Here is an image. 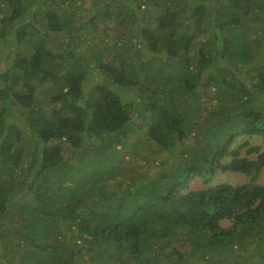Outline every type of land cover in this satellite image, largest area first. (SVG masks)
<instances>
[{
  "label": "trees",
  "instance_id": "1",
  "mask_svg": "<svg viewBox=\"0 0 264 264\" xmlns=\"http://www.w3.org/2000/svg\"><path fill=\"white\" fill-rule=\"evenodd\" d=\"M67 1L0 0V264H264V0Z\"/></svg>",
  "mask_w": 264,
  "mask_h": 264
},
{
  "label": "rangeland",
  "instance_id": "2",
  "mask_svg": "<svg viewBox=\"0 0 264 264\" xmlns=\"http://www.w3.org/2000/svg\"><path fill=\"white\" fill-rule=\"evenodd\" d=\"M68 3H69V1H67L65 4L67 9H74V7H76L79 10L84 11L86 9L85 7L90 3V0H73L70 3L71 5H68ZM62 33H64V31ZM74 38L76 40V44H78V40L76 38V35ZM6 42L7 43L3 44L2 48H1L0 57L4 56L3 54L5 53V51L14 45L12 41H6ZM80 49L87 51L88 47L87 46L83 47L82 45H80ZM143 56H144V59L151 58L150 54H148L147 52H145L143 54ZM132 92L135 94L137 91L133 89ZM217 102H218L217 99L213 98L212 102H210V104H216ZM134 106L135 105L133 104L131 109ZM143 118H144V116L141 113H139L138 111L133 112L132 120H131L132 129L130 131V138H129L130 140L128 142V145L126 146L127 149L126 150H120L121 153L118 155L121 156V162H123L121 165L125 166V165H129V164H134L139 169L141 168L139 172H148L151 175V174H153L152 173L153 171H155L157 168L161 167L159 161L161 160V158L164 155H162L161 152L154 151L153 143L147 138L144 139V137H146V134H147L146 130L148 127V123L147 122L143 123V121H144ZM138 139H140L142 142H140V144L136 145L137 146V148H136L135 143L137 142ZM118 147H121V145H118ZM75 150H76L75 147L71 145V147L67 150L66 155L68 158L67 159L68 164L73 162V163H75V166H77L79 163L78 159L75 157L73 158L71 156V154H73V151H75ZM122 155H124V156H122ZM81 176H82V174L77 176L78 181L81 180ZM218 178H219L218 179L219 181L226 180V181H231V182H236V183L243 182L244 180H246L245 176L239 172H236V173L225 172L224 174H220L218 176ZM259 180H260V182L264 183V175H261ZM67 182H70V180ZM191 186H192V184H191ZM207 186L208 185L204 184L200 179L196 180L193 183V187H197V188L207 187ZM223 223L228 224L229 222L223 221Z\"/></svg>",
  "mask_w": 264,
  "mask_h": 264
}]
</instances>
